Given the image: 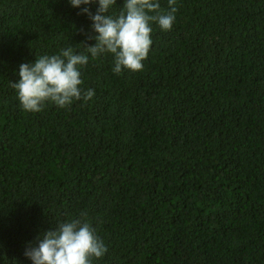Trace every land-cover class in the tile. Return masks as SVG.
Segmentation results:
<instances>
[{"label":"trees","instance_id":"obj_1","mask_svg":"<svg viewBox=\"0 0 264 264\" xmlns=\"http://www.w3.org/2000/svg\"><path fill=\"white\" fill-rule=\"evenodd\" d=\"M98 6L0 0V264L82 214L107 247L93 264H264V0H176L119 74L81 45ZM69 46L93 97L23 110L19 65Z\"/></svg>","mask_w":264,"mask_h":264},{"label":"clouds","instance_id":"obj_2","mask_svg":"<svg viewBox=\"0 0 264 264\" xmlns=\"http://www.w3.org/2000/svg\"><path fill=\"white\" fill-rule=\"evenodd\" d=\"M71 6L98 3L93 14L88 7L81 9L92 21L94 45H84L85 52L93 59L104 53L114 57L113 72L123 69L140 71L152 45L153 22L169 31L175 21L176 0H168L169 11L161 9L159 0H124L118 15L108 14L116 0H69ZM88 55L75 54L73 47L61 49L56 55H41L32 63L19 65V80L11 82L17 91L23 110L39 112L46 103L66 107L74 100L87 101L94 90H83L80 67L88 63ZM107 252L103 241L86 219H70L59 223L53 230L37 237L34 246L26 248L24 255L32 264H93Z\"/></svg>","mask_w":264,"mask_h":264}]
</instances>
